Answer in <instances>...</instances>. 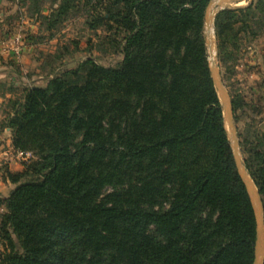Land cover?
<instances>
[{"label": "trees", "instance_id": "16d2710c", "mask_svg": "<svg viewBox=\"0 0 264 264\" xmlns=\"http://www.w3.org/2000/svg\"><path fill=\"white\" fill-rule=\"evenodd\" d=\"M210 1L107 0L94 20L125 31L123 58H85L10 99L5 127L35 158L8 172L0 264H254L255 212L204 36ZM69 10L42 18L52 28ZM252 25L264 30V0L220 11V54ZM240 137L264 202V130Z\"/></svg>", "mask_w": 264, "mask_h": 264}, {"label": "rangeland", "instance_id": "374dc122", "mask_svg": "<svg viewBox=\"0 0 264 264\" xmlns=\"http://www.w3.org/2000/svg\"><path fill=\"white\" fill-rule=\"evenodd\" d=\"M6 1H8L7 4L0 8V12L5 13L4 18L2 20L0 18V64L7 65L14 74L8 86L5 85V90H8L11 96L0 106V112L4 116L0 120V129L5 127L7 117L13 111L10 99H23L29 86L43 85L53 75L75 69L88 57L106 66L116 65L123 58L121 45L125 31L118 29L117 26L110 27L109 21L95 23L94 20L95 15L105 12L107 0H69L68 14L63 16L62 20H58L56 26L52 28H48L46 22L50 18L53 20L51 13L57 9L62 0ZM211 1L209 14L213 16L221 7H225L224 9L245 7L252 0ZM218 13L214 18V32L211 35L207 33L205 22V40L210 39V44L206 40L208 59L210 65L215 63L218 66L231 100L233 96H239L247 109V112L241 110L235 112L233 108L240 151L245 161L246 153L241 145L240 133L245 131L249 123L264 130V30H258L256 25H252L249 31L240 30L236 45H228L227 52L222 56L215 29ZM43 16L49 18L45 20ZM240 25L241 23L237 24V27ZM16 37L20 39L18 41L20 53L11 56L4 49L9 50L15 46ZM10 138L12 139V134ZM7 140L5 136L4 146L0 150V175L6 176V179H8V172L22 171L35 158L34 155L23 162L12 149L13 141L9 144ZM11 160H18L22 164V170L11 171L6 167ZM2 205L0 207V251H5L7 241L1 225L2 217L8 210L4 204Z\"/></svg>", "mask_w": 264, "mask_h": 264}, {"label": "water", "instance_id": "95a60500", "mask_svg": "<svg viewBox=\"0 0 264 264\" xmlns=\"http://www.w3.org/2000/svg\"><path fill=\"white\" fill-rule=\"evenodd\" d=\"M211 2H209L205 14V22L207 33L211 35L214 32V18L215 15L225 7H221L215 11L214 15L209 14ZM207 43L210 44V39H207ZM211 75L217 89L224 113V119L228 135L232 144V149L234 153V159L239 172L240 177L242 178L247 191L249 193L254 212L256 217V240H255V257L254 264H264V202L260 193V189L256 185L254 179L248 172L244 160L242 158L241 149H240V140L237 132V127L234 121V112L233 105L230 94L223 82V79L220 75L218 66L213 63L210 65Z\"/></svg>", "mask_w": 264, "mask_h": 264}, {"label": "crops", "instance_id": "0c3cea01", "mask_svg": "<svg viewBox=\"0 0 264 264\" xmlns=\"http://www.w3.org/2000/svg\"><path fill=\"white\" fill-rule=\"evenodd\" d=\"M8 1L6 0H0V8H2V6L4 4H7ZM5 13L4 12H0V18L1 20L4 18ZM8 66L5 64H0V106L6 101L7 98H9L11 96V93L8 90H5V85L8 86V82L10 80V78H13L12 75L14 74L13 71H11V69H7ZM4 116L2 115V113L0 112V120L3 118ZM7 137V141L12 142L11 137V129L8 127H4L2 129H0V150L1 148L4 146V142H3V138ZM10 144V143H9ZM8 144V145H9ZM8 167L11 171L13 170H22V164H20L18 162V160H11L8 163ZM7 169V168H6ZM15 184H13L12 182H10L8 179H6V176L0 175V199H2V201H0V207H2L3 205V200L5 198H7L9 196V194L11 193V191L14 189Z\"/></svg>", "mask_w": 264, "mask_h": 264}, {"label": "built area", "instance_id": "2783aa9c", "mask_svg": "<svg viewBox=\"0 0 264 264\" xmlns=\"http://www.w3.org/2000/svg\"><path fill=\"white\" fill-rule=\"evenodd\" d=\"M17 43L15 46L11 47L9 50L8 49H4L5 51L7 50L9 55L13 56V55H18L20 53V45L18 43V41H20V39L18 37H16ZM15 155H17L20 159L23 160V162L28 161L29 159H31V157H34V154L32 151H25V150H19L16 148H12Z\"/></svg>", "mask_w": 264, "mask_h": 264}]
</instances>
